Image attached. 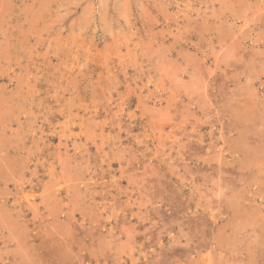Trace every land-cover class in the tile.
Segmentation results:
<instances>
[{
  "label": "rangeland",
  "instance_id": "obj_1",
  "mask_svg": "<svg viewBox=\"0 0 264 264\" xmlns=\"http://www.w3.org/2000/svg\"><path fill=\"white\" fill-rule=\"evenodd\" d=\"M0 264H264V0H0Z\"/></svg>",
  "mask_w": 264,
  "mask_h": 264
},
{
  "label": "bare ground",
  "instance_id": "obj_2",
  "mask_svg": "<svg viewBox=\"0 0 264 264\" xmlns=\"http://www.w3.org/2000/svg\"><path fill=\"white\" fill-rule=\"evenodd\" d=\"M98 258V257H97Z\"/></svg>",
  "mask_w": 264,
  "mask_h": 264
}]
</instances>
